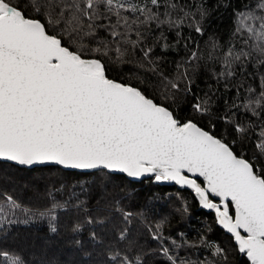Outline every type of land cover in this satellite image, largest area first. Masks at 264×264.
I'll use <instances>...</instances> for the list:
<instances>
[{
    "label": "snow or ice",
    "instance_id": "6c2138e0",
    "mask_svg": "<svg viewBox=\"0 0 264 264\" xmlns=\"http://www.w3.org/2000/svg\"><path fill=\"white\" fill-rule=\"evenodd\" d=\"M259 8L264 12V2ZM207 15L203 3L182 4L180 0H0V161L26 167L54 164L65 169H103L134 179L175 182L193 190L200 205L215 212L217 223L231 234L248 264H264V160H260L264 127L255 145L259 155H238L223 138L191 119L181 121L170 106L157 102L141 87L108 74L105 58L115 56V62L123 63L129 49L137 48L145 59L150 57L152 48L140 45L153 26L179 29L187 20L203 35L201 21ZM237 19L234 34L243 37L246 32L243 44L252 41L251 50L230 46L224 53L221 76L235 75V65L243 70L254 53L257 63L264 65V14L249 8L237 13ZM99 29L107 32V38L97 37ZM85 38H93L96 46L84 44ZM161 39L166 40L163 32ZM162 46L169 47L167 43ZM197 57L192 51L187 63ZM181 78L190 92L187 70ZM168 85L176 90L180 87L173 81ZM208 105L205 99L193 107L208 113ZM245 108L261 116L264 89ZM235 129L242 134L247 131L240 124ZM49 195L43 210H33L0 192V231L10 224L47 218L48 230L57 233L58 212L80 209L84 203ZM17 210L23 220L16 218ZM93 222L89 216L87 223ZM73 231H80V225H74ZM91 239H97L95 232ZM75 243L79 246L81 241ZM76 251L87 254L82 247ZM162 252L171 264H187L170 255L167 247ZM215 255L227 261L219 246H215ZM117 256L110 255L109 260ZM0 257L9 264H26L21 256L2 248ZM121 264L142 262L125 255Z\"/></svg>",
    "mask_w": 264,
    "mask_h": 264
},
{
    "label": "trees",
    "instance_id": "16d2710c",
    "mask_svg": "<svg viewBox=\"0 0 264 264\" xmlns=\"http://www.w3.org/2000/svg\"><path fill=\"white\" fill-rule=\"evenodd\" d=\"M261 2L264 0H223L221 5V0H180L182 4L203 3L208 9V15L201 21L204 34H198L187 20L179 29L153 26L140 45L152 48L150 57L145 59L137 48L129 49L123 63L115 62V56L111 60L105 58L109 77L141 87L157 102L170 106L181 121L191 119L223 138L238 155L256 157L259 153L255 145L261 139L264 111L255 116L245 105L264 89L261 82L264 65L257 63L254 53L243 70L234 66L235 75L221 76V72L224 53L230 46L251 50L252 41L243 44L246 32L243 37L234 34L239 23L237 13L250 8L258 15L264 14L259 8ZM192 11L195 12V7ZM196 19L199 20V15ZM161 32L166 40L161 39ZM107 36L105 30L97 31L98 38ZM164 43L169 47L164 48ZM84 44L96 46L93 38H85ZM192 51L198 57L187 63ZM185 70L191 80L190 92L187 81L181 78ZM168 81L178 83L179 90L172 89ZM249 89L254 91L250 93ZM205 99L210 111H195L193 106ZM236 124L247 131L237 132ZM0 192L12 195L23 208L33 210H43L49 204V193L60 201L71 198L73 203L84 202L80 209L58 212L57 233L48 230L47 218L10 224L0 231V248L21 256L26 264H68L80 260L88 264H121L125 255L132 260L139 257L142 264H171L162 252L163 247L187 264H248L246 257L236 250L233 238L218 227L215 213L200 209L191 191L156 184L152 178L132 181L103 169L87 173L58 166L25 168L0 161ZM89 216L93 223H87ZM16 218L25 217L17 210ZM76 224L80 225V231H73ZM93 232L96 240L91 239ZM76 240L81 241L79 246ZM215 246L224 249L227 261L215 255ZM78 247L87 250V254H78ZM115 254L117 259L110 261L109 256ZM0 264L9 262L0 257Z\"/></svg>",
    "mask_w": 264,
    "mask_h": 264
},
{
    "label": "water",
    "instance_id": "95a60500",
    "mask_svg": "<svg viewBox=\"0 0 264 264\" xmlns=\"http://www.w3.org/2000/svg\"><path fill=\"white\" fill-rule=\"evenodd\" d=\"M110 78V77H109ZM198 126H200V125H198ZM201 127V126H200ZM203 128V127H202ZM205 129V128H204ZM205 130H207V129H205ZM208 131V130H207ZM4 162H8V161H4ZM9 163H13V162H9ZM13 164H15V163H13ZM16 165V164H15ZM17 166H19V165H17ZM48 166H58V165H54V164H47V165H35V166H32V167H26V166H19V167H25V168H35V167H48ZM58 167H61V166H58ZM62 169H65V168H63V167H61ZM65 170H68V171H78V172H94V171H97V170H102V169H97V170H77V169H65ZM106 171H108V170H106ZM109 172V171H108ZM110 173H115V172H110ZM115 174H121V175H124V176H126L125 174H122V173H115ZM127 177V176H126ZM128 179H130V180H132V181H142V180H144V179H149L150 177H145V178H142V179H134V178H129V177H127ZM202 180H203V178H198V182H202ZM153 182L154 183H156V184H160V185H166V186H175V187H177V188H179V189H182V190H189V191H191L194 195H195V193H194V191L193 190H191L190 188H187V187H181L180 185H178V184H176L175 182H155L154 180H153ZM195 197H196V195H195ZM210 198H212V197H210ZM196 199H197V201H198V203H199V200H198V198L196 197ZM215 199V201L216 202H219V198H214ZM199 208L200 209H203V210H205V211H207V212H214L213 210H211V209H205V208H203L201 205H200V203H199ZM234 211V210H233ZM215 213V212H214ZM216 216V215H215ZM216 223H217V220H216ZM217 225H218V227L220 228V229H222L227 235H229V236H231V234L230 233H228L225 229H223L222 228V226H220L218 223H217ZM232 237V236H231ZM233 238V237H232ZM233 241H234V239H233ZM234 243H235V241H234ZM241 255V254H240ZM242 256V255H241Z\"/></svg>",
    "mask_w": 264,
    "mask_h": 264
}]
</instances>
